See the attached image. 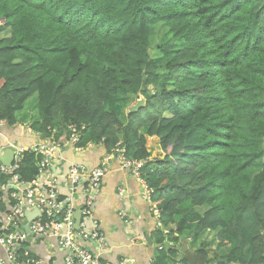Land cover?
I'll list each match as a JSON object with an SVG mask.
<instances>
[{"label": "trees", "instance_id": "trees-1", "mask_svg": "<svg viewBox=\"0 0 264 264\" xmlns=\"http://www.w3.org/2000/svg\"><path fill=\"white\" fill-rule=\"evenodd\" d=\"M34 94L46 141L83 127L79 146L146 161L161 224L151 264H187L176 244L202 234L199 264H264V0H0V122ZM39 161L23 157L22 181Z\"/></svg>", "mask_w": 264, "mask_h": 264}, {"label": "built area", "instance_id": "built-area-1", "mask_svg": "<svg viewBox=\"0 0 264 264\" xmlns=\"http://www.w3.org/2000/svg\"><path fill=\"white\" fill-rule=\"evenodd\" d=\"M68 130L69 138L63 145L52 139L29 148L10 145L11 164L6 166L0 161V175L7 176V182L0 185V204L6 206V210L0 212V264H57L59 255L62 264H112L105 262L109 244L93 214L100 183L110 172L112 157H116L121 169L127 170L141 184V197L150 199L152 189L140 176L145 162L127 159L124 150L117 147L105 155L96 168L72 164L65 179L69 194L63 196L54 174L57 152L70 146L76 150L84 148L79 146L83 127L70 126ZM90 145L96 144L90 142ZM26 154L40 157L38 174L30 183L22 181L16 173ZM77 192L82 198L78 229L75 228L76 210L72 200V195ZM4 194L6 198H2ZM36 210L38 214L27 222L25 214ZM25 225L28 233L24 231ZM35 239L53 241L44 257L31 252V243ZM118 264H126L125 259Z\"/></svg>", "mask_w": 264, "mask_h": 264}, {"label": "crops", "instance_id": "crops-1", "mask_svg": "<svg viewBox=\"0 0 264 264\" xmlns=\"http://www.w3.org/2000/svg\"><path fill=\"white\" fill-rule=\"evenodd\" d=\"M44 141V137L34 132L29 122L17 121L12 127L0 122V161L2 156L7 155L9 151L12 152L10 145L29 148ZM146 148L148 152H152V159L158 157L156 152L159 148L156 138L146 137ZM105 155L101 145H90V142L81 150L70 146L57 152L54 174L58 180L59 192L63 196L69 194L65 179L72 164H81L93 169L100 164ZM109 167L110 172L101 180L100 191L93 207L94 217L105 232L109 244V250L104 257L112 264H118L121 259H125L126 264H151L155 248L158 247L151 236L159 228L156 211L153 213L152 203L141 197V184L130 173L121 169L116 157H112L109 161ZM3 197L6 198V195H2ZM72 200L74 209L80 211L82 208L80 192L72 195ZM4 204L0 205V210L5 209ZM201 236L205 239L204 234ZM182 240L176 246L182 248L185 240L192 244L190 237L183 243ZM52 243L51 240L35 239L31 243V248L37 257H44L48 245ZM198 245L192 244L193 248L189 250L194 252V248ZM215 245L214 243V248ZM59 258L57 264H62L61 255Z\"/></svg>", "mask_w": 264, "mask_h": 264}, {"label": "rangeland", "instance_id": "rangeland-1", "mask_svg": "<svg viewBox=\"0 0 264 264\" xmlns=\"http://www.w3.org/2000/svg\"><path fill=\"white\" fill-rule=\"evenodd\" d=\"M155 35H156V38H157V43L163 41V40H167V38L165 37V33H166V29L162 26L160 27H156L155 29ZM150 53L152 54L153 57H157V55L155 54V51L153 49V46L151 45L150 47ZM136 99V96L134 97H131L130 98V103H134ZM36 104H37V97L36 95H32L25 103H24V106H23V109L19 112H17L16 114V119L21 122V123H26V122H29V125L30 127L33 129L34 132H36L34 130V127L38 124V117H37V113H36ZM120 121L123 122L124 121V116H120ZM155 139V137H154ZM150 146H152V144H150ZM155 207H152V212L154 213L155 211ZM158 225L160 226V222L158 221ZM186 233L185 236H187V232H184ZM190 237V239L192 240V244H200L204 239L202 238V236H200L197 240H194L192 239L191 235H188ZM206 242H210L209 243V248L214 250V242L213 241H210V238L207 237ZM182 243H183V240H182ZM191 242H189V248L192 249L193 246H192ZM217 250V249H215ZM219 254H225V250H220L219 251ZM212 264H214V262H211Z\"/></svg>", "mask_w": 264, "mask_h": 264}, {"label": "water", "instance_id": "water-1", "mask_svg": "<svg viewBox=\"0 0 264 264\" xmlns=\"http://www.w3.org/2000/svg\"><path fill=\"white\" fill-rule=\"evenodd\" d=\"M144 107H145V99L142 95L139 94L138 98L136 100V103L128 109V113H135ZM156 154L158 156H160V151H157ZM12 158H13V153L9 151L7 155L1 157V162H2V164L9 166L12 162ZM35 213L38 214V211L36 210V211L26 213L27 214V217H26L27 222L30 220V218H31L30 216H34ZM74 219H75V228L78 229L79 221H80V211L79 210L75 211ZM24 231H26L28 233V226L27 225L24 226ZM148 242L150 243L149 240H148ZM187 244H188V241L186 240L184 245L181 248L182 256L180 258H178V260H183V261L187 262V264H199L196 261L194 252L188 250ZM149 245H151V244H149ZM208 259L209 260L214 259L217 263H221V262L226 263V260H221L217 257H214L212 254H210L208 256Z\"/></svg>", "mask_w": 264, "mask_h": 264}, {"label": "clouds", "instance_id": "clouds-1", "mask_svg": "<svg viewBox=\"0 0 264 264\" xmlns=\"http://www.w3.org/2000/svg\"><path fill=\"white\" fill-rule=\"evenodd\" d=\"M136 100H137V99H136ZM135 103H136V101L134 102V104H135ZM134 104H132L131 106H133ZM131 106H130V107H131ZM130 107H129V108H130ZM129 108H128V109H129ZM45 141H46V140H45ZM96 145H97V144H96ZM100 145H101V144H100ZM116 147L119 148V149H123L124 152H125V149L122 148L121 146H119V144H118ZM116 147H115V148H116ZM115 148H114V149H115ZM113 151H114V150H113ZM159 151H160V150H159ZM151 153H152V152H151ZM160 153H161V151H160ZM106 155H107V153H106ZM161 156H162V154H161L160 156H158V157H161ZM125 157H126V155H125ZM126 158H127V157H126ZM127 159H129V158H127ZM150 159H152V158L150 157ZM132 160H136V159H132ZM138 161H144V162H145V164L143 165V167L146 165V161H145V160H138ZM1 163H2V162H1ZM143 167H142V168H143ZM142 168H141V169H142ZM126 171H127V170H126ZM127 172H128V171H127ZM128 173H129V172H128ZM140 176H141V170H140ZM141 178H142V177H141ZM142 179H143V178H142ZM143 180H144V179H143ZM144 181H145V180H144ZM145 182H146V181H145ZM148 186H149V185H148ZM149 187H150V186H149ZM150 188H151V187H150ZM151 189H152V188H151ZM153 192H154V191H153V189H152V193H151V195H150V199L148 200L150 203H151V200H152ZM155 211H157V215H155V216H156V220L160 222V220H159V219H160V212H159V210H157V209H155ZM25 217H27V214H25ZM30 217H31V216H30ZM158 229H161V224H160V226H159ZM163 232L166 234L168 231H167V230H164ZM26 233H27V232H26ZM185 241H186V240H185ZM188 243H189V242H188ZM171 245H172V243H171ZM187 247H188V244H187ZM188 250H189V247H188ZM189 251H190V250H189ZM181 254H182V253H181ZM194 254H195V253H194ZM180 257H181V256H180ZM180 257H179V258H180Z\"/></svg>", "mask_w": 264, "mask_h": 264}]
</instances>
